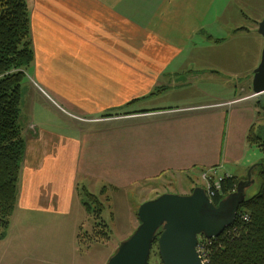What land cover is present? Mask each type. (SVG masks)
<instances>
[{
	"label": "crops",
	"instance_id": "obj_1",
	"mask_svg": "<svg viewBox=\"0 0 264 264\" xmlns=\"http://www.w3.org/2000/svg\"><path fill=\"white\" fill-rule=\"evenodd\" d=\"M25 2L34 54L29 77L78 125L71 136L36 131L29 137L16 208L0 240L5 249L18 218L27 223L30 213L70 233L75 249L84 214L79 182L119 192L211 170L244 181L260 164L246 156L254 154L247 135L260 115V98L236 93L222 100L195 86L199 73H219L221 64L199 63L221 57L217 49L226 44L236 56L234 48L252 38L260 62L263 39L256 32L223 28L234 0ZM237 16L229 12L227 20ZM29 129L37 127L29 124L23 138ZM41 137L52 145H40Z\"/></svg>",
	"mask_w": 264,
	"mask_h": 264
},
{
	"label": "rangeland",
	"instance_id": "obj_2",
	"mask_svg": "<svg viewBox=\"0 0 264 264\" xmlns=\"http://www.w3.org/2000/svg\"><path fill=\"white\" fill-rule=\"evenodd\" d=\"M232 7V8H231ZM228 13L222 20L223 28L236 29L246 28L257 33L258 24L264 21V0H234ZM239 12V16L232 22L228 21L229 12ZM240 12L243 13L241 16ZM246 19H249L246 22ZM224 36V35H223ZM225 38V36L223 37ZM254 39V38H253ZM255 39H258L256 36ZM260 39V38H259ZM262 39V38H261ZM236 56L230 53V44L218 48V54L221 57H208L201 59L199 67H211L213 64H221L218 67L217 75L207 72L199 73L200 81L195 85L201 93L209 94V97H216L222 100L232 98L236 93L238 97L250 96L252 89L250 82L253 73L259 65V53L256 43L252 38L246 42L238 44L234 48ZM255 56L253 57V51ZM263 49V48H262ZM217 53V52H216ZM31 69L26 70L25 78L21 86V105L19 115V126L25 132L29 124L37 129H29L25 135V148L29 137L34 138L37 132L47 131L51 134L62 136H71L74 130L73 126L78 125L69 121L60 114L49 97L44 96L40 86L31 79ZM202 72V71H201ZM205 79V80H204ZM207 81H212L207 83ZM246 86V87H244ZM245 88L241 92V89ZM198 91V92H199ZM190 93H194L191 90ZM259 100V97L256 98ZM208 101H210L208 99ZM258 101H256L257 103ZM261 111V109H259ZM256 118V133H262L264 136V113ZM55 139V142H56ZM52 145L49 139L40 138V145ZM254 154L247 153L248 158H255L258 163L264 164V153L254 148ZM199 172H192L182 176L163 177L154 184L143 185L127 189L125 191L113 192L111 187L103 189L90 186L85 182L78 183V196L81 203H90L94 210L100 205L102 208L101 221L107 225L109 239L100 243H88L86 239L76 244L73 249L70 240V233L57 232L44 223H41L42 216L30 213L27 215V223L22 217L18 218L16 228H13L11 240L13 243L8 249L0 244L1 264H107L114 255L119 245L127 240L138 227V210L142 204L153 200L163 194L188 195L195 186L204 188V183L200 179ZM255 177V176H254ZM258 185L254 183L245 191L246 198L252 197L257 192ZM87 195L97 197L98 204L92 203ZM84 214L81 216L83 232L92 231V219L83 207ZM149 264H162L159 258L158 250H153L149 257Z\"/></svg>",
	"mask_w": 264,
	"mask_h": 264
},
{
	"label": "trees",
	"instance_id": "obj_3",
	"mask_svg": "<svg viewBox=\"0 0 264 264\" xmlns=\"http://www.w3.org/2000/svg\"><path fill=\"white\" fill-rule=\"evenodd\" d=\"M34 61L30 37L29 12L25 0H0V240L4 239L16 208L21 164L25 141L19 126L21 86L25 72ZM257 102L264 112V95ZM256 133L253 125L247 135L248 143L264 153V136ZM252 180L258 185L257 192L240 207L236 221L217 239L208 243L209 264H264V164L252 167ZM255 176V177H254ZM241 179L225 177L213 203L220 201L236 190ZM92 203L97 197L87 195ZM92 219V231L80 232L78 244L100 243L109 239L107 225L101 221L102 208L94 210L90 203H82ZM247 215L248 219L243 220ZM156 234L151 252L158 250Z\"/></svg>",
	"mask_w": 264,
	"mask_h": 264
},
{
	"label": "water",
	"instance_id": "obj_4",
	"mask_svg": "<svg viewBox=\"0 0 264 264\" xmlns=\"http://www.w3.org/2000/svg\"><path fill=\"white\" fill-rule=\"evenodd\" d=\"M257 33L263 39V49L251 83L254 96L264 94V21L258 24ZM251 172L252 168L246 180L240 181L236 190L218 205L200 187L189 195L163 194L145 202L138 210L137 229L119 245L107 264H149L159 231L157 245L162 264H202L198 239H217L234 224L246 201L245 191L254 184Z\"/></svg>",
	"mask_w": 264,
	"mask_h": 264
},
{
	"label": "built area",
	"instance_id": "obj_5",
	"mask_svg": "<svg viewBox=\"0 0 264 264\" xmlns=\"http://www.w3.org/2000/svg\"><path fill=\"white\" fill-rule=\"evenodd\" d=\"M201 179L204 183L203 189L205 190L207 197L209 198L210 201H213V197L215 196V193L220 191L221 182L224 179V177L219 176L216 170H211L206 173H203L201 175ZM242 218L243 220H247L248 216L244 215ZM207 246L208 243H206L205 240L200 241L197 246V252L202 264H209L208 256H207Z\"/></svg>",
	"mask_w": 264,
	"mask_h": 264
}]
</instances>
